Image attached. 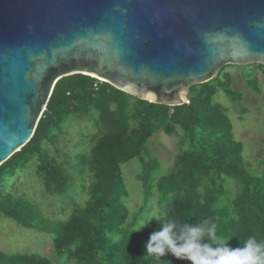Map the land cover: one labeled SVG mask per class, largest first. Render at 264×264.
Returning a JSON list of instances; mask_svg holds the SVG:
<instances>
[{
  "label": "trees",
  "instance_id": "trees-1",
  "mask_svg": "<svg viewBox=\"0 0 264 264\" xmlns=\"http://www.w3.org/2000/svg\"><path fill=\"white\" fill-rule=\"evenodd\" d=\"M226 70L193 86L190 103L175 107L141 100L91 76L61 79L31 141L0 167V187L35 162L47 193L70 196L77 188L87 199L60 220L45 216L26 196L0 190V214L51 235L63 264H190L171 253L160 260L146 255V242L161 227L155 218L178 223L210 218L217 225L216 243L233 249L249 236L264 240V168L263 175L246 168L228 108L213 103L220 89L234 101L241 99ZM258 72L264 73L263 65H251L247 78L243 75L255 91ZM179 130L188 149L176 155L172 171L156 178L160 163L143 158L147 144L157 131L175 136ZM134 159L141 160L138 177L145 195L157 189L164 212L139 231V217L131 219L124 203L129 190L122 166ZM0 264L55 262L0 249Z\"/></svg>",
  "mask_w": 264,
  "mask_h": 264
},
{
  "label": "water",
  "instance_id": "water-1",
  "mask_svg": "<svg viewBox=\"0 0 264 264\" xmlns=\"http://www.w3.org/2000/svg\"><path fill=\"white\" fill-rule=\"evenodd\" d=\"M264 66V0H0V167L33 138L73 75L152 103L229 65Z\"/></svg>",
  "mask_w": 264,
  "mask_h": 264
},
{
  "label": "rangeland",
  "instance_id": "rangeland-1",
  "mask_svg": "<svg viewBox=\"0 0 264 264\" xmlns=\"http://www.w3.org/2000/svg\"><path fill=\"white\" fill-rule=\"evenodd\" d=\"M249 66L229 65L227 72L232 74V86L241 95L239 101L227 96L224 89H220L214 96L213 103H221L228 108L233 123V136L244 145L246 168L255 175H263L264 168V73L258 72V91L247 83ZM180 134L168 136L163 131H157L151 138L143 154L145 160L157 158L159 167L154 176L159 178L172 171L176 155L188 146L181 143L183 131ZM123 175L129 190V196L124 203L130 209L131 219L136 215L139 221L151 216L164 215L160 205V194L157 189L150 196L145 195L143 183L139 180L142 172L140 159H134L122 166ZM3 192L15 196L24 195L37 203L45 216L54 219L66 220L77 208L78 204L87 199L81 196L76 188L70 196L51 195L45 190L42 179L37 175L36 163L29 164L27 168L20 169L13 177H9L0 187ZM143 207V212L138 214ZM150 222H146L149 225ZM138 227V225H137ZM0 249L7 253L40 254L51 258L55 264L58 262L54 253L53 238L51 235L37 232L18 226L15 222L0 214ZM74 264V263H72Z\"/></svg>",
  "mask_w": 264,
  "mask_h": 264
},
{
  "label": "clouds",
  "instance_id": "clouds-1",
  "mask_svg": "<svg viewBox=\"0 0 264 264\" xmlns=\"http://www.w3.org/2000/svg\"><path fill=\"white\" fill-rule=\"evenodd\" d=\"M152 220L151 216L142 219L137 231ZM155 220L161 227L150 235L145 250L156 260L171 253L190 264H264V240L256 236L247 237L241 247L233 249L227 243H216L217 225L210 218L195 223Z\"/></svg>",
  "mask_w": 264,
  "mask_h": 264
}]
</instances>
